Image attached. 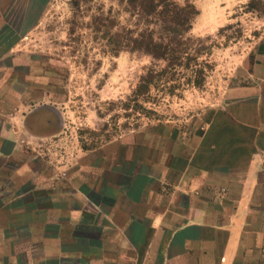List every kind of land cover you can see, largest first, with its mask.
I'll use <instances>...</instances> for the list:
<instances>
[{
	"label": "crops",
	"instance_id": "crops-1",
	"mask_svg": "<svg viewBox=\"0 0 264 264\" xmlns=\"http://www.w3.org/2000/svg\"><path fill=\"white\" fill-rule=\"evenodd\" d=\"M2 60L0 264H264L263 77L187 131L57 160L55 111H24Z\"/></svg>",
	"mask_w": 264,
	"mask_h": 264
},
{
	"label": "rangeland",
	"instance_id": "rangeland-1",
	"mask_svg": "<svg viewBox=\"0 0 264 264\" xmlns=\"http://www.w3.org/2000/svg\"><path fill=\"white\" fill-rule=\"evenodd\" d=\"M175 1L197 14L176 60L163 61L99 40V3L111 0H0L1 64L10 67L2 86L24 111L50 109L61 123L41 154L60 160L161 123L187 131L209 107L261 86L264 0ZM116 30L132 31L127 16Z\"/></svg>",
	"mask_w": 264,
	"mask_h": 264
},
{
	"label": "trees",
	"instance_id": "trees-1",
	"mask_svg": "<svg viewBox=\"0 0 264 264\" xmlns=\"http://www.w3.org/2000/svg\"><path fill=\"white\" fill-rule=\"evenodd\" d=\"M79 6L78 1L74 2ZM197 11L190 3L175 0H111L99 3V40L116 50L139 52L154 60H176L184 34L191 28ZM127 16L132 31H113L117 19Z\"/></svg>",
	"mask_w": 264,
	"mask_h": 264
},
{
	"label": "built area",
	"instance_id": "built-area-1",
	"mask_svg": "<svg viewBox=\"0 0 264 264\" xmlns=\"http://www.w3.org/2000/svg\"><path fill=\"white\" fill-rule=\"evenodd\" d=\"M57 177H58V178H60V177H64V171L59 172Z\"/></svg>",
	"mask_w": 264,
	"mask_h": 264
}]
</instances>
